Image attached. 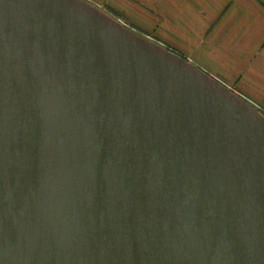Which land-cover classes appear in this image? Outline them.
<instances>
[{"label":"water","instance_id":"water-1","mask_svg":"<svg viewBox=\"0 0 264 264\" xmlns=\"http://www.w3.org/2000/svg\"><path fill=\"white\" fill-rule=\"evenodd\" d=\"M0 264H264V116L82 0H0Z\"/></svg>","mask_w":264,"mask_h":264},{"label":"crops","instance_id":"crops-1","mask_svg":"<svg viewBox=\"0 0 264 264\" xmlns=\"http://www.w3.org/2000/svg\"><path fill=\"white\" fill-rule=\"evenodd\" d=\"M134 2L138 7L137 16L147 15L153 22L162 21L168 27L173 26L174 33L170 35L190 40L200 37L201 46L214 44L216 81L256 109L260 110V106L264 109V0ZM125 3L129 10L134 7L132 0H125ZM176 15L182 17L178 19ZM182 24L191 28L185 29L184 36L176 30ZM211 38L213 42L209 41Z\"/></svg>","mask_w":264,"mask_h":264},{"label":"rangeland","instance_id":"rangeland-1","mask_svg":"<svg viewBox=\"0 0 264 264\" xmlns=\"http://www.w3.org/2000/svg\"><path fill=\"white\" fill-rule=\"evenodd\" d=\"M82 1L96 8L108 18L123 25L127 30H129L136 36L176 54L177 56L196 66L198 69L201 68L200 70L202 72L207 74L212 79L216 80L215 46L214 44H210L208 46H201L200 37H197L194 40H190V38H185L184 33L186 34V30H191V28L184 27L183 24L178 25L176 30L178 33H180V35L184 37L180 38L176 34V36L170 35L172 31L174 33L173 26L168 27V24H164V22L162 21L153 22V20L147 15L137 16V13L135 11H137L136 8L138 7L137 3L134 2V0H132V5H134V7H131V10L127 9V7L125 6V0ZM181 17L182 15H176V18L178 19ZM186 26L189 25L186 24ZM169 36L173 39L169 40ZM213 40L214 39L212 38L209 39L210 42H213ZM190 41H192L193 44L189 43ZM206 41L207 39H204V42ZM230 88L234 91L233 86H231ZM256 110L264 116V109L261 106L260 110Z\"/></svg>","mask_w":264,"mask_h":264}]
</instances>
